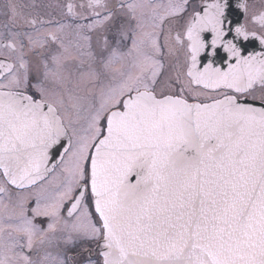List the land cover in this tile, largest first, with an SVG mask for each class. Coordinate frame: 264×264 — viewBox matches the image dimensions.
<instances>
[{"label":"snow or ice","instance_id":"1","mask_svg":"<svg viewBox=\"0 0 264 264\" xmlns=\"http://www.w3.org/2000/svg\"><path fill=\"white\" fill-rule=\"evenodd\" d=\"M0 264H264V0L0 4Z\"/></svg>","mask_w":264,"mask_h":264},{"label":"flooded vegetation","instance_id":"2","mask_svg":"<svg viewBox=\"0 0 264 264\" xmlns=\"http://www.w3.org/2000/svg\"><path fill=\"white\" fill-rule=\"evenodd\" d=\"M5 2V0H0V4H3Z\"/></svg>","mask_w":264,"mask_h":264}]
</instances>
